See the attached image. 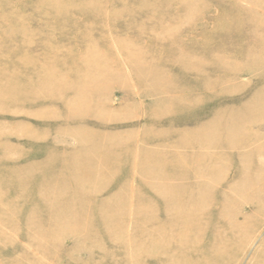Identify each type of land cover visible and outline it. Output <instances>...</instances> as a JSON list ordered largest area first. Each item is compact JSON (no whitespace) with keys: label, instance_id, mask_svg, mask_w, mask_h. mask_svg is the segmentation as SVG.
<instances>
[{"label":"rangeland","instance_id":"rangeland-1","mask_svg":"<svg viewBox=\"0 0 264 264\" xmlns=\"http://www.w3.org/2000/svg\"><path fill=\"white\" fill-rule=\"evenodd\" d=\"M0 264H264V0H0Z\"/></svg>","mask_w":264,"mask_h":264},{"label":"bare ground","instance_id":"bare-ground-1","mask_svg":"<svg viewBox=\"0 0 264 264\" xmlns=\"http://www.w3.org/2000/svg\"><path fill=\"white\" fill-rule=\"evenodd\" d=\"M77 98L74 100V101H72L71 103H70V106L71 107H73V108H76V109H78V110H80L79 109V103L80 102H83V100L85 99V94L87 95V98H88V95H89V93L86 91L85 92V89L83 88V84L81 83L78 87H77ZM244 120H235V123H237V124H240V123H242ZM232 130H235V131H233V132H235V133H238L239 131H236V130H238V125H234V127H233V129ZM207 132H206V130H204V133H203V131H202V133L201 134H206ZM203 138V144H204V146L203 147H205V145H208L210 142L206 139V137L204 138V137H202ZM77 158V157H76ZM73 160V159H72ZM77 160H79V159H77ZM73 162V164H75L74 163V160L72 161ZM78 162V161H77ZM70 167H73V166H70ZM88 177H89V175L88 174H86L85 176H84V179L82 180L83 182H88ZM47 178V177H46ZM61 184V183H60ZM66 208V207H65ZM64 208V209H65ZM67 209H69V207H67ZM59 211L60 210H58V209H55V210H52L51 211V215H53V216H57V214H59ZM53 213V214H52Z\"/></svg>","mask_w":264,"mask_h":264}]
</instances>
